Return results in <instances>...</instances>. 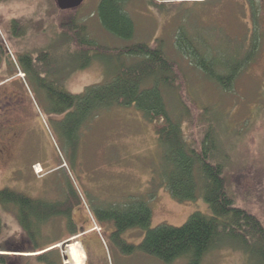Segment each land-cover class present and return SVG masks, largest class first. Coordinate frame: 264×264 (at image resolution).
<instances>
[{"label":"rangeland","instance_id":"374dc122","mask_svg":"<svg viewBox=\"0 0 264 264\" xmlns=\"http://www.w3.org/2000/svg\"><path fill=\"white\" fill-rule=\"evenodd\" d=\"M100 2L86 0L69 16L84 25L88 36L102 46L119 48L163 40L167 56L179 64L187 82V94L199 113L208 109L216 120L227 154L230 189L238 207L254 214L264 225V0H131L127 11L136 32L127 43L106 32L99 23L95 14ZM64 15L55 0H0V45L15 57L12 75L7 78L20 69L17 53L20 49L32 53L50 50L55 68L60 71L55 81L70 94H83L88 87L109 80L116 59L94 61L83 69V59L72 56L77 47L70 44L61 29ZM15 22L20 36L14 30ZM180 28L186 29L189 36L222 62L243 60L255 36L260 43L254 60L239 74L233 87L225 91L177 53L175 37ZM7 60L1 58L0 62L6 65ZM18 74L24 78V74ZM26 86L31 122L28 128L22 127L23 116L20 118L15 112L8 114L10 125L18 129H11L5 136V141L11 144L0 166V190L10 185L9 189L30 198L56 203L64 201L72 188L81 201L73 213L77 236L71 237L68 221L59 217L42 226L36 243L41 248L59 243L57 250L63 264L68 261L67 247L78 243L83 244L86 264H165L139 251L126 254L112 241L113 226H101L94 217L96 208L125 203L130 198L148 200L153 211L152 229L162 225L182 227L197 212L210 216L203 199L178 203L165 187L156 186V174L162 178L166 165L154 126L135 108L103 110L76 133L75 150L63 133L65 115L54 113V106L38 91L34 81L27 79ZM166 97L172 111L181 115L178 97L173 93ZM192 120V123L185 120L184 131L195 142L201 138L204 123L199 116ZM26 129H30L28 135L24 134ZM32 164H40L43 173L38 175L30 170ZM20 171L23 173L17 179ZM30 173L32 177L28 176ZM151 195L153 198L149 200ZM0 223V251H5L8 242L14 247V243L25 239L14 213L1 206ZM145 235L144 230L130 229L122 238L139 246ZM5 254L11 256V264H43L31 251L21 249ZM184 263L183 259L175 262ZM202 264H249V261L239 250L223 246L208 253Z\"/></svg>","mask_w":264,"mask_h":264},{"label":"trees","instance_id":"16d2710c","mask_svg":"<svg viewBox=\"0 0 264 264\" xmlns=\"http://www.w3.org/2000/svg\"><path fill=\"white\" fill-rule=\"evenodd\" d=\"M130 1L101 0L95 14L106 32L125 43L132 41L136 32L135 23L127 11ZM75 12L77 10L60 11L65 14L60 22L61 29L70 44L77 47L73 58L83 59V69L94 61L109 62L112 57L116 61L106 83L90 86L80 95L66 92L57 81L49 92L47 82L35 80L47 102L54 106V113L65 115L62 124L65 138L75 149L76 133L79 134L82 126L98 113L113 107L135 108L145 121L154 126L158 146L163 151L166 168L162 178L156 174V186L165 187L178 203L203 199L210 210V216L194 213L182 227L162 225L152 229L153 211L148 200L130 198L125 203L96 208L94 217L97 222L101 226H113L112 241L126 254L139 251L165 264H175L180 259L185 260L184 264H202L208 253L223 246L242 252L249 264H264V225L254 214L238 207L230 189L227 154L223 150L216 120L208 109L199 113L187 94V82L179 64L167 56L163 40L119 48L102 46L88 36L84 25H79L76 18L69 16ZM14 30L17 36L22 35L17 22ZM258 39L254 37L251 48L241 61L236 58L225 62L217 60L218 57L200 46L184 28L178 29L175 48L207 79L228 91L254 60L260 43ZM22 62L28 69L29 62ZM169 93L178 97L181 115L175 114L169 106L166 97ZM195 116L204 123L203 133L201 138L191 142L185 135L184 124L187 119L192 123ZM152 198L153 195L149 200ZM80 204V198L72 188L64 201L56 203L33 199L9 188L0 190V206L14 213L26 234L20 243L13 244L14 247H11L12 242H8L5 251L0 253L23 249L36 254L34 257L40 263L63 264L62 256L55 248L59 243L41 248L36 241L42 226L59 217L68 221L71 237L77 236L73 213ZM130 229L146 232L139 246L128 244L122 238ZM30 244L33 246L28 248ZM11 260V256L0 254V264H11Z\"/></svg>","mask_w":264,"mask_h":264},{"label":"flooded vegetation","instance_id":"af4514ba","mask_svg":"<svg viewBox=\"0 0 264 264\" xmlns=\"http://www.w3.org/2000/svg\"><path fill=\"white\" fill-rule=\"evenodd\" d=\"M17 53H19L20 56V69H17V73L14 76L7 78V76L12 75L11 65L15 60V57L13 53L11 54L8 49L0 45V59L8 58L6 65L0 62V166L3 162L6 150H9L11 144V142L7 143L5 141V136H7V133H9L11 129L13 131L18 129L15 125H10L11 121H8V114L15 112L19 114L20 118L23 116L24 121H22V127L27 126L28 128L31 122V106L27 101L28 90L26 80L31 79L36 83L35 80L38 81V79H40L47 82L48 91L50 92V87L52 84L54 85L55 76L60 73V71H57L55 68L53 54L50 50H40L37 53H32L29 51L24 52L23 50L18 49ZM9 55L11 56L10 58ZM22 60L29 62V67H27L28 69L23 67L24 64ZM18 73L24 74V78H21ZM37 87L38 91L42 90L39 88L38 84ZM22 113L24 115H22ZM26 131L27 129L24 131V134L28 135L30 129L27 132ZM31 169H33V164L30 167V170ZM23 171H20L19 174L16 175L17 179L20 178L19 175L20 173H23ZM32 175V173L28 174L29 177H32ZM8 186L10 185H6L5 189L10 188ZM16 187H18V189L20 188V186L17 185ZM13 191L17 192L16 190Z\"/></svg>","mask_w":264,"mask_h":264},{"label":"bare ground","instance_id":"6f19581e","mask_svg":"<svg viewBox=\"0 0 264 264\" xmlns=\"http://www.w3.org/2000/svg\"><path fill=\"white\" fill-rule=\"evenodd\" d=\"M66 256L67 264H86L87 262V255L80 243L68 246Z\"/></svg>","mask_w":264,"mask_h":264},{"label":"water","instance_id":"95a60500","mask_svg":"<svg viewBox=\"0 0 264 264\" xmlns=\"http://www.w3.org/2000/svg\"><path fill=\"white\" fill-rule=\"evenodd\" d=\"M59 11H73L82 7L86 0H55Z\"/></svg>","mask_w":264,"mask_h":264},{"label":"built area","instance_id":"2783aa9c","mask_svg":"<svg viewBox=\"0 0 264 264\" xmlns=\"http://www.w3.org/2000/svg\"><path fill=\"white\" fill-rule=\"evenodd\" d=\"M34 171H35V173L36 174H41L42 173V168H41V166L40 165H36V166H34ZM38 174V175H39Z\"/></svg>","mask_w":264,"mask_h":264},{"label":"crops","instance_id":"0c3cea01","mask_svg":"<svg viewBox=\"0 0 264 264\" xmlns=\"http://www.w3.org/2000/svg\"><path fill=\"white\" fill-rule=\"evenodd\" d=\"M81 244V243H80ZM82 245V247H83V244H81ZM83 250H84V247H83ZM84 252H85V250H84ZM86 253V252H85Z\"/></svg>","mask_w":264,"mask_h":264}]
</instances>
